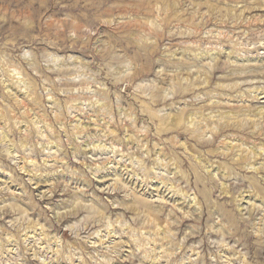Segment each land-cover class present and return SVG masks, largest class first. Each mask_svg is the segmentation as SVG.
Listing matches in <instances>:
<instances>
[{
    "label": "rangeland",
    "instance_id": "1",
    "mask_svg": "<svg viewBox=\"0 0 264 264\" xmlns=\"http://www.w3.org/2000/svg\"><path fill=\"white\" fill-rule=\"evenodd\" d=\"M0 264H264V0H0Z\"/></svg>",
    "mask_w": 264,
    "mask_h": 264
}]
</instances>
